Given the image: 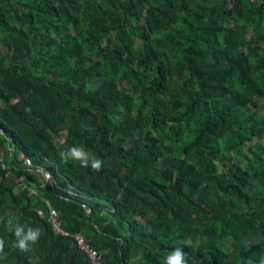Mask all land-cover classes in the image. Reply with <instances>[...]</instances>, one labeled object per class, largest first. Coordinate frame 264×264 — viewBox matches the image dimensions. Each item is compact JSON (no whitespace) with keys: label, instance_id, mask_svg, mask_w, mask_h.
Returning <instances> with one entry per match:
<instances>
[{"label":"trees","instance_id":"trees-1","mask_svg":"<svg viewBox=\"0 0 264 264\" xmlns=\"http://www.w3.org/2000/svg\"><path fill=\"white\" fill-rule=\"evenodd\" d=\"M53 213L101 264H261L264 0H0V264H95Z\"/></svg>","mask_w":264,"mask_h":264},{"label":"clouds","instance_id":"clouds-1","mask_svg":"<svg viewBox=\"0 0 264 264\" xmlns=\"http://www.w3.org/2000/svg\"><path fill=\"white\" fill-rule=\"evenodd\" d=\"M72 152V158L80 160L81 164L84 166H87V157H85L84 153L81 150H78L77 148H72L71 149ZM22 159V158H21ZM92 168L94 170H99L101 167V162L99 160H93L92 162ZM3 167H5L3 165ZM34 168V167H33ZM41 173L46 174L47 178H50V175L47 174L43 169L39 170ZM21 178H23L21 180ZM18 182H23L24 181V177H21ZM52 225V224H51ZM62 227H63V222H62ZM53 231L55 232L53 226H52ZM64 229V228H63ZM68 232V231H67ZM56 233V232H55ZM57 234V233H56ZM72 234V233H71ZM75 234H81V233H75ZM17 237H20V232L17 231L16 233ZM58 235V234H57ZM84 237L85 242L90 246V244L87 242L85 236L83 234H81ZM61 236V235H60ZM39 238V230H33V229H29L28 233L26 236H24L22 239L19 238L18 240V247L20 250L22 251H28V242L31 241L33 243H35L37 241V239ZM3 241L0 240V252L3 251ZM91 248V247H90ZM92 249V248H91ZM93 250V249H92ZM97 252V251H96ZM98 253V252H97ZM99 254V253H98ZM100 255V261L98 263L95 264H101L102 262V255ZM88 256V255H87ZM89 257V256H88ZM93 262V261H92ZM166 264H185V254L180 250V249H175L171 254H169V256L167 257V261ZM261 264H264V260L261 261Z\"/></svg>","mask_w":264,"mask_h":264},{"label":"built area","instance_id":"built-area-1","mask_svg":"<svg viewBox=\"0 0 264 264\" xmlns=\"http://www.w3.org/2000/svg\"><path fill=\"white\" fill-rule=\"evenodd\" d=\"M21 158L24 160L25 165L27 168H33L34 163L32 159L28 157L21 156ZM23 178H21L22 180ZM50 223L52 224L55 232L58 235L64 236V237H72L77 241L78 246L89 256V258L94 262L98 263L100 261V255L92 250L90 246L85 242L84 237L81 234H74L71 235V233L67 232L62 227V221L59 220L54 213L50 217Z\"/></svg>","mask_w":264,"mask_h":264},{"label":"water","instance_id":"water-1","mask_svg":"<svg viewBox=\"0 0 264 264\" xmlns=\"http://www.w3.org/2000/svg\"><path fill=\"white\" fill-rule=\"evenodd\" d=\"M90 211H88V213H89Z\"/></svg>","mask_w":264,"mask_h":264}]
</instances>
